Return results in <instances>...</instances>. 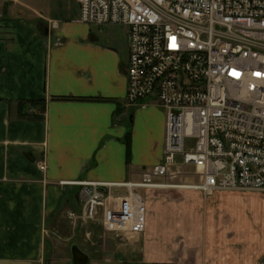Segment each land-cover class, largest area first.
<instances>
[{
    "label": "crops",
    "instance_id": "crops-1",
    "mask_svg": "<svg viewBox=\"0 0 264 264\" xmlns=\"http://www.w3.org/2000/svg\"><path fill=\"white\" fill-rule=\"evenodd\" d=\"M78 12L75 0L60 10L49 3L38 11L43 26L13 20L0 31V264H74L72 246L87 256L86 264L264 261V212L260 221H164L146 198L142 233L123 241L108 237L97 258L75 243L65 253V242L81 230L66 218L82 203L75 182H137L161 159L165 139L162 108L125 103L126 28L118 39L107 31L116 25L81 23ZM18 101H39L43 116L18 117ZM236 192H215L200 201L202 208ZM242 194L264 207L258 193ZM100 236L107 237L102 229Z\"/></svg>",
    "mask_w": 264,
    "mask_h": 264
},
{
    "label": "built area",
    "instance_id": "built-area-1",
    "mask_svg": "<svg viewBox=\"0 0 264 264\" xmlns=\"http://www.w3.org/2000/svg\"><path fill=\"white\" fill-rule=\"evenodd\" d=\"M78 21L127 30V106L152 102L165 114L158 163L137 182L78 181L82 203L71 224L138 235L146 225L137 189L192 167L204 196L264 197V0H75ZM56 28L58 23L51 22ZM258 264H264V261Z\"/></svg>",
    "mask_w": 264,
    "mask_h": 264
},
{
    "label": "rangeland",
    "instance_id": "rangeland-1",
    "mask_svg": "<svg viewBox=\"0 0 264 264\" xmlns=\"http://www.w3.org/2000/svg\"><path fill=\"white\" fill-rule=\"evenodd\" d=\"M72 1L73 0H0V31L3 30L4 23L13 20H24L27 22L40 21L38 22L39 26H43L41 22L44 20L38 15V11L43 10L44 6L49 3H52L60 10L72 3ZM32 8H34L35 11ZM55 16L60 19L59 13ZM45 22L47 23L48 19H46ZM107 31L111 36H115L118 39H123L125 36V28L122 26H107ZM130 122L128 117L126 120L128 127L131 125ZM174 171L180 172V174L157 180L159 184L165 185V187L150 189L146 194H142L143 189H137L144 199L146 198V200L153 205L152 211L157 210L162 214L164 221H172V218H174L175 221H186V218L193 219L199 216L209 218L211 221H260L261 215L264 212V207L258 202V199H255L256 197L252 198L246 195L248 193L242 194L245 192L238 191L240 194L236 192L234 196L227 195L229 197L221 198L215 201L216 203L213 205L209 203V205L212 206L211 208L206 209L205 206L202 208L200 201H205L209 196L199 195L193 192V189L179 186L193 184L198 181V176L195 174L194 168L178 167L177 169L174 168ZM259 195L263 197L261 194ZM70 227L71 229L78 227V229L80 228L81 230L78 233H73L70 239L65 242L64 251L66 254L70 251V245L75 243L84 252L97 258L104 253V247L107 249L108 237H114L115 239L123 241L126 236H129L128 234H110L107 235L106 238H103L106 239V241H103L100 236V225L96 222H78L74 225L70 223ZM86 230H88L90 235H86Z\"/></svg>",
    "mask_w": 264,
    "mask_h": 264
},
{
    "label": "trees",
    "instance_id": "trees-1",
    "mask_svg": "<svg viewBox=\"0 0 264 264\" xmlns=\"http://www.w3.org/2000/svg\"><path fill=\"white\" fill-rule=\"evenodd\" d=\"M71 98V97H69ZM68 97H60L58 99H69ZM33 107H37L38 111H31ZM44 106L39 101H18L17 115L20 118L36 119L43 116ZM127 157L129 156V137H126Z\"/></svg>",
    "mask_w": 264,
    "mask_h": 264
},
{
    "label": "water",
    "instance_id": "water-1",
    "mask_svg": "<svg viewBox=\"0 0 264 264\" xmlns=\"http://www.w3.org/2000/svg\"><path fill=\"white\" fill-rule=\"evenodd\" d=\"M71 255L74 264H86L88 258L77 248V246L71 247Z\"/></svg>",
    "mask_w": 264,
    "mask_h": 264
}]
</instances>
